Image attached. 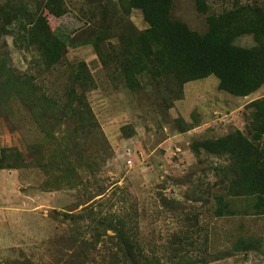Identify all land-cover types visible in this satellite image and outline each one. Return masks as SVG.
Instances as JSON below:
<instances>
[{"label": "rangeland", "instance_id": "rangeland-1", "mask_svg": "<svg viewBox=\"0 0 264 264\" xmlns=\"http://www.w3.org/2000/svg\"><path fill=\"white\" fill-rule=\"evenodd\" d=\"M32 1L41 29L68 40L54 61H82L93 79L86 96L98 126L83 143L94 166L78 170L73 185L59 179L55 166L41 168L33 159L36 146L48 162L75 123H62L53 141L18 100L0 105V151L16 148L23 157L15 168H0V264H67L81 251L84 264H264V215L253 214L255 195L228 190L232 156L203 147L236 132L250 139V104L264 98V83L246 96L219 89L214 75L185 83L141 77L130 89L113 50L129 28H147L139 9L125 0ZM206 5L203 12L196 0H173L170 15L204 33L209 15L249 7L264 12V0ZM16 32L0 29V68L8 54V64L36 75L42 65L33 49L17 48ZM234 44L258 45L251 34ZM39 80L46 92L61 88L55 71ZM218 194L237 215L214 214ZM109 223H124L133 263Z\"/></svg>", "mask_w": 264, "mask_h": 264}, {"label": "trees", "instance_id": "trees-1", "mask_svg": "<svg viewBox=\"0 0 264 264\" xmlns=\"http://www.w3.org/2000/svg\"><path fill=\"white\" fill-rule=\"evenodd\" d=\"M127 6L141 11L147 28H129L118 36L113 50L120 66V77L130 89L140 86V78L157 81L177 80L185 83L214 75L218 87L235 96H246L264 83V12L256 7L233 9L220 15L207 17V30L199 33L182 21L171 18L173 0H125ZM50 0L47 1L48 5ZM60 3V1H59ZM197 8L205 12L206 0H196ZM31 0L22 2L8 0L0 4V29L9 34L16 28L17 48L33 49L42 66L33 72H22L12 64L9 57L0 68V105L18 100L48 139L56 140L54 132L64 122H74L69 135L62 137V144L53 150L50 160L43 162V146H36V164L46 169L55 166L59 179L74 184L80 169L93 171V159L87 155L83 140L96 133L97 121L88 103L86 92L93 86V79L84 62L76 64L56 63L54 57L63 53L68 45L63 34H48L41 29L40 14ZM251 34L258 43L252 48L234 44V39ZM18 39V40H17ZM55 71L62 80L61 88L49 92L39 80L42 72ZM252 133L248 139L236 132L216 141H206L204 148L212 152L223 151L232 156V178L228 190L255 195L253 214L264 215V98L252 102ZM0 168H15L14 163L23 160L16 148L0 151ZM34 156V155H33ZM214 214L218 217L237 215L229 209L222 195H215ZM242 214V213H239ZM245 215V213H243ZM104 225L106 222L102 220ZM119 239L115 242L125 247L126 258L134 262L130 237L124 223L112 226ZM98 237L95 239L97 241ZM83 249H93L89 241ZM84 253V254H83ZM85 252L70 256L67 264H84Z\"/></svg>", "mask_w": 264, "mask_h": 264}]
</instances>
